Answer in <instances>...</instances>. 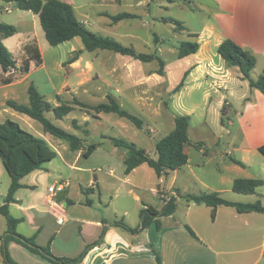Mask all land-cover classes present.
<instances>
[{
  "label": "crops",
  "instance_id": "crops-1",
  "mask_svg": "<svg viewBox=\"0 0 264 264\" xmlns=\"http://www.w3.org/2000/svg\"><path fill=\"white\" fill-rule=\"evenodd\" d=\"M7 4L18 8L16 3ZM181 5H194L206 19L199 29H189L187 38L190 41L187 42L197 43L199 49L188 57L180 59L178 56L177 80L173 77V68L165 66L163 60V75L154 68L146 69L148 63L138 64L139 61L131 57L115 56L117 62L109 64L108 53L85 51L80 37L51 47L48 42L49 46L40 42L37 30L32 31L20 23L8 24L15 26L17 33L3 43L13 55L16 67L7 73L0 68V123L11 120L24 125L57 154L52 162L21 181L23 188L17 191L16 201L9 210L21 221L18 233L34 238L40 247L49 246L55 257L77 258L86 252L88 245L96 244L87 251L81 264H158L152 249L160 253L163 264H264V212L240 213L236 208L222 206L213 219L212 207L187 202L184 216H177L182 208L178 201L181 191L185 198L214 192L229 202L260 203L264 207V156L260 152L264 146V95L250 87L239 68L229 67L218 54L220 45L232 40L256 58L252 78L264 75V0H210V5L184 0ZM3 10L12 13L7 7ZM33 16L35 20L38 18ZM78 20L89 28L87 19ZM188 28L184 23L179 31L186 32ZM120 38L128 42L140 39L135 34H124ZM156 40L161 41L157 36ZM33 42L38 46L41 64L36 67L31 61L28 73H22L19 69L27 60L24 47ZM2 77L10 79L11 83L3 85ZM31 86L53 106L69 104L75 107L72 113L83 114L81 123L73 120L78 129L73 121L71 127L85 136L92 133V121L105 126L102 124L105 113L92 115L75 106L74 100L97 106L89 102L112 98L108 89L115 86L119 97L113 99L122 109L130 108L152 121L162 122L159 108L164 104L168 106L163 95L170 94L172 102L177 98L180 110L187 103L190 112L201 111L195 128L199 132L193 139L192 113L187 114L190 117L189 139L195 144L185 148L188 163L167 179L158 178L146 164L127 175L126 151L114 144L113 139L117 138L106 133H98L101 142L91 144L97 145V149L83 157L84 139L81 138L82 149L72 151L67 142L46 133L38 121L8 106L9 101L29 105ZM232 111L237 113L239 127L234 131L231 128L237 124L228 117ZM176 116L181 115H174L173 121L167 120L163 125L170 133L174 130ZM146 124L152 127L148 121ZM106 127L115 130L123 128L124 124H107ZM152 132L151 128L149 133ZM125 142L134 144L132 140ZM156 144L152 151L140 149L155 158ZM219 145H222L220 152L210 150ZM153 177L159 182H153ZM237 180H260L263 185L254 194L243 195L233 191ZM62 183L69 186L51 197L49 188ZM10 185L11 179L4 190L0 189V207ZM160 190L177 200L175 213L159 218L160 229L152 225L133 234L112 225L114 221H123L129 228L139 229L142 210L163 209L165 203L160 200ZM150 195L162 206L155 209L147 203ZM135 216L138 222L132 225ZM57 218L65 219V223L59 225ZM185 226L191 228L197 239ZM6 230V219L0 215V264H5L2 236ZM7 249L17 264H49L16 243H10Z\"/></svg>",
  "mask_w": 264,
  "mask_h": 264
},
{
  "label": "trees",
  "instance_id": "trees-1",
  "mask_svg": "<svg viewBox=\"0 0 264 264\" xmlns=\"http://www.w3.org/2000/svg\"><path fill=\"white\" fill-rule=\"evenodd\" d=\"M5 3H16L18 9L28 11L38 16L41 28L45 34L46 41L51 47H57L74 38L80 37L84 43L85 51L94 52L96 50L110 51L125 57H131L135 61L141 63H151L157 61L160 65L159 74L163 75L164 62L156 55H147L139 53L133 47H126L113 38L102 37L90 30L84 23L80 22L76 17L74 8L65 2L59 0H0ZM171 2V0H169ZM114 22L124 19L135 18L134 16L124 13L111 17ZM166 23L175 24L176 30L183 29V24L177 20H163ZM17 28L13 25L0 23V68L3 73H7L16 67V61L13 55L4 45L3 40L14 36ZM158 41V40H157ZM199 49L197 43L182 42L179 45V58H185L195 54ZM27 60L19 69L22 73H28L30 62H34L35 66L41 64V57L38 46L35 42L27 44L24 47ZM218 54L231 68L237 67L242 73V78L248 80L252 89L259 90L264 95V75L257 79H253L252 75L256 68V58L248 51L239 47L232 40L224 41L219 49ZM3 85L11 83L10 79L1 78ZM29 105H20L16 102L9 101L8 106L12 109L29 116L30 118L42 124L44 131L51 136L63 140L70 145L72 151H79L83 147V140L78 136L68 133L62 128L55 126L47 114L53 113L56 120H63L70 115L75 107L69 104H61L57 107L53 106L37 90L31 86L29 88ZM74 105L81 109L91 110L97 114H116L120 118H124L132 122L138 129L144 128V122L139 117L122 109L118 101L109 98L107 103H101L97 106H91L74 100ZM74 127L77 122L73 121ZM174 130L167 136L160 139L156 144V157H151L145 150L137 148L134 144L127 143L123 140L113 139L114 144L126 151L124 163L126 165V174L129 175L133 170L141 165H148L154 170L158 178L167 179L170 174L184 167L188 163V155L185 153L187 146H192L189 139V116H176L174 119ZM78 129V128H76ZM97 145H89L83 157H88ZM261 154L264 156V146L260 148ZM57 154L42 139L36 137L21 128V126L11 120L0 124V161L7 171L11 185L7 196L4 198V204L0 207V215L6 219L7 230L4 237V247H8L10 243H16L30 254L39 257L49 264H81L87 251L96 244L88 245L86 252L77 258H58L55 257L50 247H40L36 245L34 238H25L17 231L21 221L14 218L10 214V205L15 203V195L23 186L21 181L35 171L41 170L44 165L52 162ZM263 182L260 180H237L234 183L233 191L238 194L250 195L254 194ZM186 201L197 206H208L213 208V219L216 210L219 207H233L240 213L248 212H264V207L260 203L255 204H236L225 200L219 193H203L200 195H187ZM177 208V200L172 197L167 201L161 211L155 210L151 212L149 209L142 210L139 214L140 228L131 229L123 221H114L113 226L128 230L133 234H138L147 230L154 225L160 229L161 217L172 216ZM189 234L197 239L195 233L190 227L185 226ZM152 254L158 264H163L160 253L152 249ZM6 264H17L13 262L8 253L6 254Z\"/></svg>",
  "mask_w": 264,
  "mask_h": 264
},
{
  "label": "rangeland",
  "instance_id": "rangeland-1",
  "mask_svg": "<svg viewBox=\"0 0 264 264\" xmlns=\"http://www.w3.org/2000/svg\"><path fill=\"white\" fill-rule=\"evenodd\" d=\"M43 1H47V0H43ZM59 1L70 4L74 8L76 17L78 19L80 20L87 19V21L89 22V28L94 33L102 37L113 38L128 47L130 45H133L134 49L140 53L158 56L160 59L166 62L165 66L173 68L174 71L173 77L175 80H177L178 77V72L176 71L175 67L178 63V51H179L180 43L190 41L187 38V35L189 34V29L191 30L199 29V26L206 19V17L202 15L195 8L194 5L183 7V5L181 4L184 3V0H174L173 3L170 2L169 0H119V2L118 0H59ZM187 1L197 5L204 3L210 5V0H187ZM6 7L9 8L12 11V13L9 14L6 11H4L3 8ZM124 13L130 14L135 18L124 19L119 22H114L111 18ZM171 19L177 20L183 25L185 23L190 28H188L186 32H181L175 29L177 28L175 24L166 23L163 21V20H171ZM11 22L20 23L24 27L29 28L32 31L35 30V32L37 30L40 42L42 43L44 42L47 44L44 32L41 28L38 18H36L35 20V17L31 12L19 10L17 7L14 6V4L8 5L7 3L0 1V23L9 24ZM34 26H36L35 27L36 29H34ZM124 34H135L138 35L140 39L131 40V42H128L120 38ZM156 36L161 40L160 42L156 40ZM47 46L49 45L47 44ZM102 52H106L109 54L110 58L107 59L109 64H112L113 62H117L116 57L118 58L122 57L121 55L115 54L110 51H102ZM136 63L141 64L140 62H136ZM145 66L146 69L154 68L156 72L160 71V65L157 61L148 63ZM115 89H116L115 86L113 88L108 89V93L112 98L119 97V94L115 92ZM169 95L170 94L163 95V99L166 103H168V106L164 104L162 105L163 108H159V113L161 114L163 119L162 122H158L156 119L152 121L148 119L146 116H143L141 113L136 112L130 108L125 109L126 111L130 112L131 114L139 117L144 121L143 129H138L133 123H131L127 119H122L118 115L111 113V114H103L102 124H104L105 126L96 125L98 124V122L92 121V126H91L92 133L89 136H85L83 135V133L75 132V130L71 127V123L73 120H77L79 123L82 122L84 115L81 114L79 111L70 114L69 116L65 117L63 120H56L53 113L47 114V118L50 119L55 126L64 129L68 133L77 135L78 137L84 139V141H86V143L84 144L86 148L88 145L100 143L101 142L100 135L106 133L107 135L117 139H122L125 141L132 140L134 141L132 143L136 144L137 147L147 150L149 149L150 151H152V147H154L155 144L160 139L169 135L170 132H168L169 131L168 127H164L163 125L165 122H167V120L173 121L174 115L187 116V114L192 113L191 116L192 117L191 126L193 128L191 131L192 139L195 138L199 132L195 128L198 120L200 119L199 115L201 114V111L190 112L191 110H189V108L186 106L188 105L187 103H184L185 107L182 110H180L177 107V98H175L174 102H172V100L169 98ZM156 101H159L158 98L156 99ZM107 102L108 100H104V99L103 100L94 99L91 100V102L89 103L93 105H98L100 103H107ZM84 111L85 112L87 111L88 113L90 112L92 115H96L94 111H88V110H84ZM228 117L231 121H235V123L237 124L236 127L234 129L231 128V130L233 131L237 130L239 128L237 113L235 111H232L231 113H229ZM145 120L151 123L152 127L147 126ZM228 121H229L228 118H226L225 123H227ZM119 123L124 124V127L123 128L118 127L115 128V130L111 129L110 127H106L107 124H119ZM154 123H158L157 126H155ZM0 124H3V122H1ZM21 128L29 133H32L30 132L31 130L27 129L24 125H22ZM151 128L154 130V132L149 133ZM48 138L49 137H47V139ZM221 148L222 145H219L218 148H214V150L213 148H211L210 150L218 153L220 152V150H222ZM184 179L188 181L187 176H184ZM9 180L10 177L7 171L5 170L2 162L0 161L1 191L6 188V185L9 182ZM153 182H157V183L159 182L157 180V177H153ZM169 184L171 183L169 182ZM153 187L155 188V185ZM178 198L177 199L179 203L182 205V208L179 210L177 216L182 218L186 210L187 201L185 198V194L182 191H181V196H178ZM145 201L147 200L145 199ZM1 203H2V199L0 198V205ZM147 203H150V205H152V207L155 209H158L159 207L162 206L160 201L157 198L152 197L151 195H150V202ZM137 222L138 220L137 217L135 216L134 221L131 220V223L132 225H135ZM154 228L156 227L154 226ZM153 232H155V229H153ZM4 237L5 234L2 236L3 256L5 263L8 249L7 247H4ZM8 256L12 260L9 254Z\"/></svg>",
  "mask_w": 264,
  "mask_h": 264
},
{
  "label": "built area",
  "instance_id": "built-area-1",
  "mask_svg": "<svg viewBox=\"0 0 264 264\" xmlns=\"http://www.w3.org/2000/svg\"><path fill=\"white\" fill-rule=\"evenodd\" d=\"M69 184L68 183H62L60 185H56V186H52L49 188V194L51 195V197H55L56 194L58 192H61L63 190H65L66 187H68ZM159 194V197H160V200L163 201L164 203H166L167 201H169L171 198H169L165 192H162L161 190L158 192ZM50 202H53L52 200ZM56 222L59 224V225H63L65 223V219H62V218H57Z\"/></svg>",
  "mask_w": 264,
  "mask_h": 264
},
{
  "label": "water",
  "instance_id": "water-1",
  "mask_svg": "<svg viewBox=\"0 0 264 264\" xmlns=\"http://www.w3.org/2000/svg\"><path fill=\"white\" fill-rule=\"evenodd\" d=\"M149 210H150L151 212H154V211H155V210H154V209H152V208H150Z\"/></svg>",
  "mask_w": 264,
  "mask_h": 264
}]
</instances>
